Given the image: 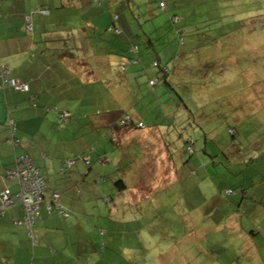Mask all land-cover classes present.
Listing matches in <instances>:
<instances>
[{"label": "rangeland", "instance_id": "rangeland-1", "mask_svg": "<svg viewBox=\"0 0 264 264\" xmlns=\"http://www.w3.org/2000/svg\"><path fill=\"white\" fill-rule=\"evenodd\" d=\"M100 1L74 0L77 8L69 9L52 0L55 20L74 19L68 32L58 24L45 28L55 29L53 41L81 62V73L57 80L64 85L58 98L91 87V120L73 117L69 127L55 115L62 128L56 141L80 157L81 172H54L51 165L47 172V191L76 181L91 194V249H97L91 264H264V0H109L107 7ZM108 12L121 17L127 32H112ZM175 15L182 18L183 40ZM53 41H44L41 51ZM106 48L116 53L110 65ZM82 64L91 66V84ZM113 110L138 115L145 126L157 121L149 115L160 118L179 174L161 165L167 154L158 137L148 163L155 182L138 192L120 190L123 169L144 148L123 151L111 141ZM104 118L110 123L97 125ZM103 252L110 258L98 261Z\"/></svg>", "mask_w": 264, "mask_h": 264}, {"label": "crops", "instance_id": "crops-1", "mask_svg": "<svg viewBox=\"0 0 264 264\" xmlns=\"http://www.w3.org/2000/svg\"><path fill=\"white\" fill-rule=\"evenodd\" d=\"M43 1L0 0V264H91V204L89 203L91 202V194L84 189L85 193L82 189L83 185L80 183L74 181L65 184L62 188L56 186L55 190L62 193L60 204L69 211V215L61 214L57 210L49 212L47 201L44 202L41 216L33 228L34 238L31 236L32 233L28 226L23 222L24 207L21 202L14 201L4 208L2 207L1 193L7 189H10L12 193L19 190L18 179L7 175V170L16 169L21 156L28 155L33 160L35 166L39 168V172L45 177L47 185L51 183V178L47 176L50 165L51 170H54V172L58 169L61 171L62 166H67L66 162L68 160L76 158L77 161L80 158L75 155L71 156L75 152L68 151L65 146L64 149L61 147V138L56 141L55 133L58 130L59 135L62 128H58V124L55 123V115L60 118L62 123L69 122V127L72 124L71 118L73 117L91 120L90 86L87 87V92L85 91L82 96L81 93H77L75 96L73 95L74 91H72L66 97L58 98L60 93L58 89H61L64 85L57 80L64 74L81 73V62L74 59V51H66L62 45L58 46V42L53 41L56 39L57 34L54 31L55 29H45L53 25L58 29V24L62 29L66 27L68 32V25L72 18L74 19V15H72V18L66 17L63 24H61L58 21V16L55 20L52 15V4L55 2L52 3V0ZM102 1L103 3L99 2L102 7L110 6L107 3L109 0ZM109 2L112 3V0ZM11 4L19 7L13 10ZM60 5L69 9L77 8L74 0H61ZM91 8H93V4H91ZM113 10L116 9L113 8ZM163 10H166V8H163ZM108 13H106L105 18L112 21L110 25L115 23L119 27L117 31L112 29V32L121 34L124 29L127 32L126 26L122 22L119 23L121 17L117 15L113 17L110 12ZM33 16H35L34 19H32ZM134 22L135 20H131L129 26L138 31V25ZM27 25H30V30ZM25 28L29 31L32 30V33H28ZM114 28L116 29V27ZM57 31L61 32L60 30ZM49 32L55 35L53 34L51 39L47 40L45 35ZM139 37L142 38L141 35ZM44 41H53L58 47L53 50L54 44L52 43L48 44L50 47L41 51L44 47L43 44L46 43ZM41 42L42 44H39ZM112 49H115V43ZM103 51L104 63L107 62L110 65L112 63L111 54L114 51L107 48ZM116 56L115 58L118 59ZM61 62H63L62 66ZM78 64L79 69L77 70L76 65ZM3 66L9 68V77L27 83L29 90L19 91L4 83L1 76ZM82 66V73L88 74L89 77L87 84H91V66L88 64H82ZM137 70V66L126 69L127 73L130 72V74ZM48 79L55 80L56 84L52 87ZM48 90L50 92H47ZM71 97L74 100H71ZM63 98L66 99V103L62 102ZM85 99L88 102L85 103ZM160 105L165 111L163 103ZM49 111L51 112L48 113ZM105 113H103V116L108 114V112ZM122 113L124 112L113 110L109 112L111 118L108 120L113 121L112 123L106 122L104 118L97 125L106 126L110 123L108 126H112L114 129L112 132L114 136L112 137L114 143L118 146L117 148L125 151V149L134 148V145L137 144L138 149H142V147L147 149L146 156L153 153L157 143L156 138H161V133L153 125L158 123L160 118H154L151 114L149 115L150 121H153L152 119L157 121L152 122L153 124L149 127L119 133L115 130L114 123ZM138 117V115H133L135 120L141 121ZM9 119L16 122L14 138L18 140V143L12 140L13 130L8 124ZM146 121L149 122L147 119ZM163 144L166 147L167 155L162 158L161 165H171L175 173L179 174V171H177L179 164L176 161L178 159L172 156L166 143ZM52 153L53 155H51ZM134 157V165L139 164L136 169L143 170L146 161L144 155ZM84 160L88 165V170H90V157L86 156ZM43 167H45V170H42ZM73 168H76V171L80 173L82 164L77 165L76 162L68 172L70 173ZM175 173L173 175H176ZM73 176L77 177L76 175ZM124 176L126 181L133 185L134 174H128L125 169ZM134 182H139V185H142L145 181L143 178L139 181L136 178ZM134 190L138 192L136 187ZM52 191L54 190L47 192V199L51 197ZM68 247L72 248L69 250L70 252L67 250ZM93 251H96V249L93 248Z\"/></svg>", "mask_w": 264, "mask_h": 264}, {"label": "built area", "instance_id": "built-area-1", "mask_svg": "<svg viewBox=\"0 0 264 264\" xmlns=\"http://www.w3.org/2000/svg\"><path fill=\"white\" fill-rule=\"evenodd\" d=\"M161 6L165 7V3L161 2ZM27 28H30V25H27ZM114 31H117L118 28H113ZM1 76L4 83H8L11 86H14L17 89L22 91L29 90V85L27 83L21 82L15 78L9 77V68L3 66L1 69ZM151 83H156L152 80ZM129 117L125 115L124 119L121 120L122 123L125 120H128ZM8 124L13 130L12 140L15 143H18V140L14 138V131L16 130V122L13 119H9ZM142 125V123H139ZM87 161H89L87 159ZM73 160H68L66 164L72 165ZM7 175L15 177L19 180V190L16 193H12L10 189L5 190L1 193L2 207L13 203L14 201L21 202L24 207V218L23 222L28 226L32 233V228L36 224V219L40 215L41 205L46 197V183L43 177L39 173V169L35 167L33 160L28 155H23L20 157L18 166L16 169H8ZM231 193V191H229ZM59 195L56 194L55 198L49 203L48 208L52 209V205L58 202ZM65 213L64 211H62ZM67 214V213H65Z\"/></svg>", "mask_w": 264, "mask_h": 264}, {"label": "trees", "instance_id": "trees-1", "mask_svg": "<svg viewBox=\"0 0 264 264\" xmlns=\"http://www.w3.org/2000/svg\"><path fill=\"white\" fill-rule=\"evenodd\" d=\"M163 2V1H162ZM161 4V3H160ZM166 6V5H165ZM165 8V7H164ZM173 21H174V23H175V25H176V28H177V30H176V33H177V36L178 37H180L181 39H183V32H184V27L183 26H181L180 25V23L182 22V18L179 16V15H175V16H173ZM113 26H111V29H113L115 26H116V24L114 23V24H112ZM178 25V26H177ZM157 60H155L154 62H156ZM153 65H154V63H153ZM155 66H157V65H155ZM167 76H168V74H167ZM167 76H164V79H165V81H167ZM11 78H13V77H11ZM16 79V78H15ZM151 81H152V79L150 80V84H152L151 83ZM154 81H156V83L158 82L157 80H154ZM156 83H154V85L156 84ZM8 84V83H7ZM9 85V84H8ZM11 86V85H10ZM12 87H14V86H12ZM15 88V87H14ZM16 90H19V91H22V90H20V89H17V88H15ZM26 91H28V90H26ZM164 104V103H163ZM125 115L126 116H128L129 117V119L128 120H125V122L124 123H122L121 122V120H123L124 119V117H125ZM119 118L117 119V121L114 123V126H115V130H117V131H119V133H126V132H130V131H133V130H135V129H144V128H146L147 126H145V125H139V123H142V121H137V120H135L134 118H133V115H131L130 113H127V112H124V113H122L120 116H118ZM164 122H165V120H164ZM163 123V122H162ZM150 126V125H149ZM148 126V127H149ZM154 127H156V129H158L159 130V132L161 133V128H160V126H161V124L160 123H156L155 125H153ZM161 139H162V141H164L165 143H166V146L169 148V144H168V142L165 140V137L162 135V133H161ZM111 141L114 143V140H113V137L111 138ZM115 144V143H114ZM186 144H187V146H188V150H190L191 152H193L194 151V144H195V141H194V139L192 138V137H189L188 139H187V141H186ZM170 149V148H169ZM146 150L147 149H144L143 151H141V150H139L141 153H140V155H138V154H136L135 156L136 157H138V156H141L142 154L145 156L146 155V153H148V152H146ZM150 151H151V148L149 149ZM149 151V152H150ZM134 158L135 157H133L132 159H131V161H129L130 162V164L128 163V164H126L127 166L123 169V171L125 172V169H126V172H128V174L129 173H133L134 174V176L135 177H133V178H137V180L139 181V179H141V178H143V180L145 181V182H143L142 183V185H139V182H134V180L135 179H133V182H132V184L133 185H130V183H128L127 181H126V179L123 177V178H121V179H119L116 183L118 184L117 186H118V188L120 189V190H124V189H127V188H133V189H135V187L136 188H141L142 190H143V188L145 189H147V187H150L152 184H153V181H154V179H153V176H152V174H151V171H150V167H149V161H150V159H152V155H151V153L150 154H147V156H146V161L144 162V168H143V170H138V169H136V166H138L139 164H135L134 165ZM71 160H73L74 161V163L72 164V165H67L66 167L65 166H62V168H61V171L62 172H64V173H66V172H68V170L76 163V158H72ZM176 160V159H175ZM133 161V162H132ZM141 163V162H140ZM35 165V164H34ZM36 168H38L37 166H35ZM39 169V168H38ZM179 166H177V171H179ZM40 173V172H39ZM139 174H140V176H139ZM40 175L43 177V179H44V181H45V183H46V193L48 192L47 191V189H48V186H47V182H46V179H45V177L40 173ZM131 175V174H130ZM137 175V176H136ZM18 184H19V180H18ZM139 185V186H138ZM133 186V187H132ZM151 189V188H150ZM229 191H231V190H228V193H229ZM134 192V191H133ZM56 194H58L59 195V197H58V202L57 203H55L54 202V204L52 205V209H49L48 208V210H49V212H54V211H58V212H61V214H64V215H69V211L66 209V208H64L61 204H60V199H61V192L60 191H58V190H55L54 189V191H52L51 192V197L49 198V199H47L46 197H47V194H46V197H45V200L43 201V203L44 202H46L47 201V205H49V203H51L52 202V200L55 198V195ZM148 194V193H147ZM151 195V194H150ZM150 195H144L143 194V199H146L148 196H150ZM140 201V200H139ZM43 203H42V205H41V210H42V207H43ZM23 205V204H22ZM41 210H40V215L37 217V219H36V223H37V221H38V219H39V217L41 216ZM62 211H64L65 213H67V214H65V213H63ZM36 225V224H35ZM34 228V227H33ZM33 228H32V234H31V236L34 238V233H33ZM37 241V240H36ZM95 248V247H94ZM93 249V248H92ZM91 249V250H92ZM97 250V249H96ZM93 252H97V251H93ZM104 255V256H103ZM100 257H99V259H98V261H101L102 260V258L104 259L105 258V260H106V258L108 259V256H109V258H110V254L109 255H107L106 256V252H103L102 254L100 253V255H99Z\"/></svg>", "mask_w": 264, "mask_h": 264}, {"label": "clouds", "instance_id": "clouds-1", "mask_svg": "<svg viewBox=\"0 0 264 264\" xmlns=\"http://www.w3.org/2000/svg\"><path fill=\"white\" fill-rule=\"evenodd\" d=\"M116 27V26H115ZM112 30V29H111ZM114 31V30H113ZM88 160H89V158H88ZM34 163V162H33ZM88 163H89V161H88Z\"/></svg>", "mask_w": 264, "mask_h": 264}]
</instances>
